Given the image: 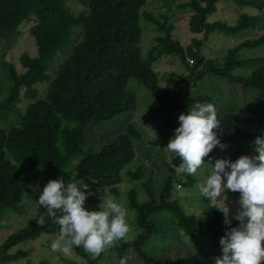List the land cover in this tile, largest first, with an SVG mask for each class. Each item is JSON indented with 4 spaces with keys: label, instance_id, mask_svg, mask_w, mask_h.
Returning <instances> with one entry per match:
<instances>
[{
    "label": "trees",
    "instance_id": "obj_1",
    "mask_svg": "<svg viewBox=\"0 0 264 264\" xmlns=\"http://www.w3.org/2000/svg\"><path fill=\"white\" fill-rule=\"evenodd\" d=\"M224 1L255 7L258 11L237 12L235 23L215 19L218 3ZM72 2L83 7L74 9ZM146 3L147 0H0V39L17 34L24 23L32 21L30 33L38 50L36 56L29 52L21 55L23 71L13 62H2L7 81L0 86V119L19 116L20 123L0 124V228L8 215L24 211L25 198L34 190L30 187L34 186L32 178L44 180V185L61 176L66 182L79 178L91 187L96 186L94 189L105 190L121 205L122 192L125 193L135 210L137 236L118 240L98 255L71 245L80 259L64 258L69 264H121L122 260L125 264L129 250L139 253L144 264H184L178 259H162L149 253L156 251L154 244L165 248L176 242L171 234L161 236L163 227L171 225L170 233L178 232L188 247L181 232L219 243L230 227L212 204L201 217L185 211L175 197V165L181 162L178 156L175 164L164 160L170 172L157 195L146 184L143 201L135 187L121 191L124 177L141 178L145 163L134 145V139L143 140L135 123H129L124 132L97 152H89L82 145L85 129L91 124L109 122L137 109V95L128 84L131 78L139 80L156 96L157 104L152 110L162 120L159 132L169 139L179 124L181 112L197 102L212 100L207 95L187 93L207 76L253 88L264 99V58L243 54L258 47L264 52V35L241 39L219 57H208L203 52L206 40L215 31L232 37L257 27L264 30V0L182 1L179 8L189 13L188 30L195 34L186 45L174 33L175 25L168 16L145 10ZM143 21L155 24L159 30L147 55L141 47L146 26ZM58 53L68 56L55 68ZM167 55L177 56L187 71L159 74L154 63ZM248 65H252L248 72L237 70ZM160 79L166 84L162 85ZM44 82L48 84L45 94L38 97L37 84ZM23 98L29 100L25 109L20 106ZM261 134H264V114L243 109L226 112L218 131L226 147L215 148L210 153L211 162L221 157L235 160L245 153L247 145L254 147L255 137ZM204 160L209 162V157ZM198 180L192 176L184 183L192 187ZM178 185L183 187L182 183ZM230 193L236 198L238 209L239 193ZM96 201L94 194L88 195L85 207L91 210ZM37 220H43V224ZM238 223L233 219L231 226ZM59 231L51 220H29L0 244V264L19 259L31 264L30 250L20 243L36 240L44 233L59 236ZM39 264L54 263L43 258Z\"/></svg>",
    "mask_w": 264,
    "mask_h": 264
},
{
    "label": "rangeland",
    "instance_id": "obj_2",
    "mask_svg": "<svg viewBox=\"0 0 264 264\" xmlns=\"http://www.w3.org/2000/svg\"><path fill=\"white\" fill-rule=\"evenodd\" d=\"M182 1L184 0H147L144 9L152 11L157 16H160V14H166L169 22H173L175 25L174 33L186 45L191 42V39L195 36V34L188 30L189 13H186L187 11L179 8V4ZM218 6L219 11L214 15V18H221L232 23H235L236 13L239 11H244L250 14H255L258 11L255 7H242L233 1L220 2L218 3ZM72 7L74 9H80L83 7V4L79 2H72ZM143 22L146 26L141 41V47L143 54L147 55L151 46L155 42V37L159 33V30L155 24L145 21ZM32 23V21H28L20 27V31L17 34H14L9 38L0 39V86L3 81H7L5 74L6 70L2 65L4 60L13 62L20 71H23L24 68L20 61L21 55L24 52H29L32 56H36L38 54L35 39L30 33ZM261 35H264V30L260 27H257L246 34H238L232 37H227L224 33L215 31L210 35L209 39L206 40L207 45L203 48V52L208 57H219L225 53L229 46L237 43L239 40L244 38H256ZM198 36L202 37L203 34H199ZM72 40L73 38L71 41ZM259 49L263 48L258 47L245 50L243 54L245 56H249V58H264V52ZM58 54L59 55L57 56L56 62L53 66L55 68L58 67L64 61L63 59L68 56L63 57L61 53ZM51 65L52 64H50V66ZM251 66L252 65H248L247 68L237 70L248 72ZM154 68L156 71H159V74L160 71L161 74L168 73L170 71H177L179 73L187 71L183 62L174 55L161 57L156 63H154ZM45 82L43 84H37L38 97H42L45 94V90L48 85ZM160 83L162 85L166 84L162 79H160ZM128 84L130 89L137 95V109L122 113L117 118L109 122L91 124L88 126L84 132L82 146L89 152H97L104 144L112 142L118 134L124 132L129 123H135L142 131L143 140L140 141L134 139V145L138 156L141 159H144L145 163L142 164L141 178L129 180L127 177H124L123 183L120 184V188L121 191H124L125 189L129 190L131 187L137 188L138 197L143 201L146 198L145 184L155 195H157L163 186L166 176L170 172L169 166L165 163V161L175 164L177 157H174V154L170 153L166 148L169 138L166 134L164 135L159 132L162 120L159 117L157 119L152 110V108L157 104L156 96L137 79L131 78ZM187 93L192 96L207 95L211 97V101L201 103L214 104L217 109L219 121L226 112L233 109H243L244 111L246 110L258 114H264V99L260 98V94L257 90L244 87L239 83L230 82L225 78L220 79L213 76H207L200 81L196 87H191ZM28 103L29 100L23 98L20 106L25 109ZM19 119V116L1 118L0 124L4 126L8 124H19ZM253 149V145H247L244 154L253 153ZM211 167L212 166L210 164L205 163L200 167V169H198L195 175L189 176L187 174H176L177 176L174 181L176 187L175 197L179 198L188 214L201 216L205 209L212 204L211 202H208L207 199L203 200L198 190V185L201 184L210 174ZM192 176H197L199 180L191 187L184 182ZM32 179L33 185H39V189L42 190L44 180L40 178ZM83 182L88 184L87 181ZM179 183H182L183 187L178 185ZM88 186L89 188L87 191L90 192V195L94 194L97 198V201L92 205L91 210H99L98 206L102 203V200L110 198V196L105 190L97 188L94 189L96 186L93 184L92 187L90 183ZM38 196L39 191L33 190L32 194L26 196L25 198L26 207L24 211L21 214L13 212L2 221V226L0 228V244L10 233L25 226L29 220L43 218L42 212H44V209L42 207H38L36 201ZM127 196L128 195L122 192V199L120 201H123L122 206L126 209L127 220L130 224V232L125 239H131V237L137 236L139 228L135 225V210L130 207ZM227 202L231 210L235 212L237 210L235 206L237 200L236 198H232L230 192L228 193ZM170 226L171 225L168 224L166 227H163L161 236L165 237L167 236V233L171 234L173 237L175 236L176 242L172 243V246L165 248L154 244L153 247L156 251L149 252L150 254L158 256L162 259H178L184 264H197V262H200L201 264H211L212 262L214 263L215 257L220 255L221 246L219 243H214L206 238L195 237L181 232V237L190 245L188 247L179 237L178 232L172 231L170 233ZM57 238L58 236L56 235L51 236L44 233L36 240L21 242L20 246H24V249L30 250L31 264H39L40 260L43 258L50 260L54 264H69L64 260V258H69L75 261L80 259L71 247L67 255L59 251L55 253L52 252L50 250V245L52 241ZM25 262V259H19L10 264H25ZM125 264H144V262L139 253L134 250H129L126 253Z\"/></svg>",
    "mask_w": 264,
    "mask_h": 264
},
{
    "label": "clouds",
    "instance_id": "obj_3",
    "mask_svg": "<svg viewBox=\"0 0 264 264\" xmlns=\"http://www.w3.org/2000/svg\"><path fill=\"white\" fill-rule=\"evenodd\" d=\"M178 121L166 145L174 157L180 158L175 171L191 176L203 164H210V174L198 190L230 226L220 237L221 254L215 257L214 264H264V134L255 137L253 154H243L235 160L216 158L211 163L210 153L226 147L218 135L220 121L215 105L192 104L178 115ZM30 187L39 191L36 201L44 209L43 218L60 228L58 238L50 245L54 253L67 255L70 246L75 245L98 255L130 232L126 209L115 198L102 200L99 210L85 207L89 186L79 178L66 182L61 176L48 180L42 190L39 185ZM229 192L239 193L235 212L227 202ZM233 219L239 222L237 226H231ZM37 222L43 224V220Z\"/></svg>",
    "mask_w": 264,
    "mask_h": 264
}]
</instances>
